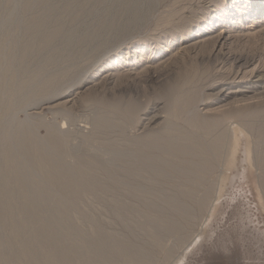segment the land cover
Listing matches in <instances>:
<instances>
[{
	"label": "rangeland",
	"instance_id": "rangeland-1",
	"mask_svg": "<svg viewBox=\"0 0 264 264\" xmlns=\"http://www.w3.org/2000/svg\"><path fill=\"white\" fill-rule=\"evenodd\" d=\"M0 264H264V0H0Z\"/></svg>",
	"mask_w": 264,
	"mask_h": 264
},
{
	"label": "bare ground",
	"instance_id": "bare-ground-1",
	"mask_svg": "<svg viewBox=\"0 0 264 264\" xmlns=\"http://www.w3.org/2000/svg\"><path fill=\"white\" fill-rule=\"evenodd\" d=\"M176 12V13H175ZM175 12H174V15H177L178 14V12L175 10ZM141 16V15H140ZM172 16V15H171ZM172 19V18H171ZM227 19H230V18H227ZM170 20V19H169ZM135 22V21H134ZM229 23H231L230 21H229ZM129 24V23H128ZM120 26V25H119ZM114 32H116V31H114ZM218 37V36H217ZM207 68V67H206ZM195 70V69H194ZM198 70V69H197ZM193 71V70H192ZM192 71H191V74H192ZM209 71V70H208ZM207 72V71H206ZM190 73V72H189ZM184 74V73H183ZM185 75V74H184ZM187 75H190V74H187ZM191 77V76H190ZM197 77V76H196ZM180 78H181V76H180ZM182 78H183V76H182ZM181 78V79H182ZM192 78V77H191ZM186 80V79H185ZM185 80H181V81H179V82H182V81H185ZM193 81V80H192ZM191 83V82H190ZM195 83V82H194ZM184 84V83H183ZM182 84V85H183ZM189 84V83H188ZM187 84V85H188ZM179 85V84H178ZM181 85V84H180ZM187 85H185V87L184 88H187ZM253 85V84H252ZM188 86H190V85H188ZM178 87V86H177ZM181 89V88H180ZM177 90H179V89H177ZM183 90V89H182ZM187 90V89H186ZM188 90L189 91H191L192 89H189L188 88ZM241 90V89H240ZM189 91H188V93H189ZM186 92V91H185ZM175 94V93H174ZM194 94H192V96H193ZM185 98V97H184ZM183 98V99H184ZM187 106H188V104H187ZM59 173V172H58ZM58 176V175H57ZM67 181V180H66ZM70 182H71V180H69ZM18 183L20 184L19 186H21L22 185V187H23V180H21V178H18ZM64 183V182H63ZM68 184H70V183H68ZM66 190V189H65ZM16 193V192H15ZM20 199V198H19ZM31 209V208H30ZM36 220V219H35ZM48 221V220H47ZM36 222V221H35ZM39 222V221H38ZM42 224V223H41ZM38 226H40V225H38ZM46 225H44V224H42V226H40L41 228L39 229V236L42 238V239H44L46 242H48L49 244H51L52 245V248H53V250L55 251V253L58 255V260L60 261V262H67V260H68V253H67V251H65V250H63L64 248L63 247H61V246H59V245H57V244H55V238H54V236H53V234L51 233V231L49 230V229H47L46 227H45ZM45 242V243H46ZM47 243V244H48ZM30 247V246H29ZM32 250V249H31ZM31 250H27V249H25V248H22V252H23V254H26L27 255V257H28V253L29 252H31ZM50 257H51V255H50ZM52 258V257H51Z\"/></svg>",
	"mask_w": 264,
	"mask_h": 264
}]
</instances>
